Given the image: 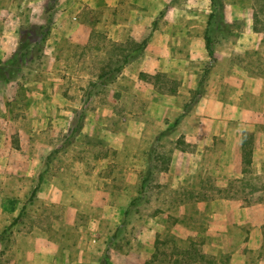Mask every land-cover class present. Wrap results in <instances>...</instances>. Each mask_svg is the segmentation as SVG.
I'll return each instance as SVG.
<instances>
[{
  "label": "rangeland",
  "instance_id": "374dc122",
  "mask_svg": "<svg viewBox=\"0 0 264 264\" xmlns=\"http://www.w3.org/2000/svg\"><path fill=\"white\" fill-rule=\"evenodd\" d=\"M61 1L0 0V264H43L51 249L63 250L54 264H100L108 245L109 264H228V252L206 250L208 212L197 202L234 197L264 212V155L252 159L254 130L246 121L228 129L250 150L251 162L243 163L240 177L217 187L202 161L187 173L179 171V159L178 171L166 173L173 151L195 147L180 127L166 129H174L183 106L190 103L191 110L204 93L221 57L262 73L264 0H221L222 16L209 24V0H157L155 15L146 11V0L141 7L129 3L133 18L152 27L174 22L165 27L172 38L169 57L159 69L138 74L124 68L140 55L141 41L129 34L114 41L96 22L85 44L72 41L54 29ZM119 4L124 20L130 7ZM86 7L74 6L72 14L100 21L101 13ZM12 21L20 37L16 52L5 42ZM205 33L216 57L207 53ZM138 83L152 86L154 98L169 100V108L141 99L133 90ZM206 111L212 118V107ZM162 113L170 117L164 123L156 121ZM205 127L208 132L215 124ZM217 136L206 138L205 150ZM61 223L69 226L63 232ZM262 256L264 227L249 263Z\"/></svg>",
  "mask_w": 264,
  "mask_h": 264
},
{
  "label": "crops",
  "instance_id": "0c3cea01",
  "mask_svg": "<svg viewBox=\"0 0 264 264\" xmlns=\"http://www.w3.org/2000/svg\"><path fill=\"white\" fill-rule=\"evenodd\" d=\"M119 1L62 0L61 4H58L54 29L60 35L70 36L72 41L78 44H85L88 41L95 22L104 27L108 36L114 41L121 40L124 34L131 35L132 39L139 42L147 38L146 45L140 55L129 62L124 69H132L136 74L143 70L159 69L162 60L169 57L171 52L170 40L172 38L165 27L171 26L174 22H164L168 23L164 27L163 24L152 27L151 22L147 19L133 18L131 15L133 3L138 4L137 7H141L143 0H125L130 9H128L129 14L125 15L126 19L123 20L120 16ZM146 1L148 2L146 11L153 13L157 0ZM85 5L88 6L86 8L90 7L99 14L101 13L100 21L91 23L89 20L80 19V14L78 16L72 14L74 6H79L81 9ZM146 11L144 10V12ZM10 23L12 27L6 33L5 42L10 44L11 52L15 51V44L20 37L17 36L15 23L13 21ZM214 57H216L215 53ZM244 70L242 66H232L230 59L222 57L218 59L212 69L208 84L204 87V93L172 130L175 133L176 128L180 127L179 131L185 134L186 143V139L189 138L195 147L191 151L181 149L173 151L166 173L178 171L179 159L184 160L182 164H179V171L187 173L197 172L202 161L205 165L204 170L213 176L214 185L225 187L232 178H238L243 174V159L246 151L250 152L238 138H233L228 134V129L236 123L245 121L254 130L251 142L252 148H254L252 159L264 155V144L262 145L261 140L262 137L264 138V129H260V124L264 123V69L260 74H252ZM212 79H215V83H212ZM133 90L140 95L141 99L149 101L151 105L169 108V100L154 98L156 93L152 86L138 83ZM210 106L214 112L212 118L208 119L206 110ZM165 114L158 115L156 121L159 119L163 123L167 121L170 117ZM129 120L137 122L139 118ZM206 122H212L215 124V128L208 132L205 131ZM184 124L187 125L185 127L192 124L193 129L182 130ZM213 135H218L215 138V145L205 150L204 141ZM132 136L134 138L135 134ZM122 149L124 150L125 147ZM130 168L131 166L128 165L126 170L128 171ZM197 207L204 208L208 212V224L205 229L206 250L212 253L228 252V264H250V254L258 251L262 246L264 212L260 205H246L242 199L234 197H219L209 201H198ZM68 227L67 224L61 223L58 229L63 232ZM55 251L51 249V252L47 251L48 253L43 254V264H54V256H63L62 249L58 250V253ZM63 264H81V262L67 260ZM255 264H264V256L255 259Z\"/></svg>",
  "mask_w": 264,
  "mask_h": 264
},
{
  "label": "trees",
  "instance_id": "16d2710c",
  "mask_svg": "<svg viewBox=\"0 0 264 264\" xmlns=\"http://www.w3.org/2000/svg\"><path fill=\"white\" fill-rule=\"evenodd\" d=\"M210 2V7H211V12L209 13L208 15V19H207V23L209 24L211 22V20L216 16V15H221L222 16V1L221 0H209ZM221 25H226V22L222 21L220 22ZM48 35V32L45 33L42 37V40H45L46 37ZM204 39H205V48L207 50V53L208 55L213 58L214 57V49L212 48L211 46V39L210 37L208 36L207 33H205L204 35ZM146 41H147V38H145L144 40H142L140 43L137 44V49L139 51H142V49L144 48V46L146 45ZM129 61V57H125L124 60L122 61V63H127ZM122 67V65L118 68L120 69ZM1 72V70H0ZM201 85V82L198 83V91L196 92L197 94H199V87ZM195 99L192 100V102L194 101ZM190 103H186L184 106H183V111L182 113L177 116L175 119H174V126H176L178 123H179V120L190 110ZM173 130V127H169L166 129V131H172ZM250 152L246 151L245 153V156H244V159H243V163L245 164H250L251 160H250ZM243 171V170H242ZM42 180V176L39 175L38 176V183L37 185L34 187V189L32 190L31 192V195H30V199L35 195V192L38 188V185L39 183L41 182ZM136 201H137V198H133L130 202H129V207L124 211V215H127L129 213V208L133 205L136 204ZM16 219V218H15ZM14 221V220H13ZM13 223V222H12ZM119 230V227L116 229V231L114 232V234L112 235L115 236L117 234V231ZM109 248L110 246H106V250H105V253L102 257V260H101V263L100 264H109Z\"/></svg>",
  "mask_w": 264,
  "mask_h": 264
}]
</instances>
